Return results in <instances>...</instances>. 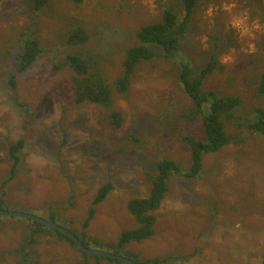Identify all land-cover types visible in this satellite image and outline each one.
I'll use <instances>...</instances> for the list:
<instances>
[{
    "label": "rangeland",
    "instance_id": "1",
    "mask_svg": "<svg viewBox=\"0 0 264 264\" xmlns=\"http://www.w3.org/2000/svg\"><path fill=\"white\" fill-rule=\"evenodd\" d=\"M223 2L199 0L182 52L196 65L216 53L218 67L205 78L204 88L238 94L247 107L259 105L262 98L247 101L260 76L256 61L264 54V31L253 29L255 51H249V38L241 40L229 19L246 12L249 25L264 24V0H234L231 13L223 10ZM164 3L174 5L175 0H52L38 16L34 35L46 49H54L56 61L66 51L88 54L93 69L112 84L125 50L139 43L137 29L159 21ZM210 5L215 12L208 17ZM30 15L21 0H0V178L12 163L8 144L25 142L22 166L7 188L4 207L46 218L49 202H57L65 206L58 208L60 217L80 227L98 189L110 183L111 190L94 205L86 232L116 242L122 230L138 226L128 201L147 196L148 174L160 156L187 163L186 138L201 135L199 123L186 117L190 104L174 82L176 65L160 58L134 67L126 96L114 91L112 105L125 116L118 129L109 124L103 105L74 102L67 72L55 68L47 55L16 75L15 91L7 82L18 50L11 26L29 25ZM75 28L87 33V41L63 45ZM230 48L235 49L234 63L224 65L219 58ZM15 93L29 104L30 113L16 103ZM226 127L231 142L205 154L199 179L171 178L160 206L151 212L153 234L126 244L136 261L169 257L164 264H262L264 134L246 125ZM143 136L148 146L134 138ZM31 222L0 214V264L20 263L24 256L18 246ZM33 248L39 264H118L84 259L53 235H42Z\"/></svg>",
    "mask_w": 264,
    "mask_h": 264
},
{
    "label": "trees",
    "instance_id": "2",
    "mask_svg": "<svg viewBox=\"0 0 264 264\" xmlns=\"http://www.w3.org/2000/svg\"><path fill=\"white\" fill-rule=\"evenodd\" d=\"M21 1L31 10V22L29 25L26 24L21 27L11 26V31H13L11 36L17 40L15 46L18 47V50L10 63L11 69L7 82L15 91L16 75L20 72H25L36 60L47 55L49 58H53L52 62L55 68H62L67 72L74 102H95L103 105L107 110L109 124L118 129L125 116L122 111L113 107V94L116 91L122 96L127 95L134 67L138 64H146L154 58H160L165 62L172 61L176 65L177 72L174 75V82L180 87L190 104L186 117L192 120L193 123H199L201 135L199 137L191 135L186 138L189 149L187 163L183 164L177 159L166 155L160 156L156 161L155 171L148 174L150 187L147 196L132 198L128 201L127 209L138 222V226L122 230L116 242H108L102 238L91 236L86 232V227L95 212L94 205L101 202L111 190L112 185L110 183H105L98 189L88 210V215L82 220L80 227H75L71 221L63 220L60 217L58 208L64 206L63 204L59 206L57 202H49L48 204L46 219L54 222L59 220V223H56L73 232L85 246L110 251L136 260L135 255L126 248V244L133 241H141L153 234L155 215L151 212L160 206L161 201L169 190L171 178L199 179L203 174V158L205 154L218 151L232 140L226 124L234 127L246 125L250 129L264 134V54L260 53V59L256 61H259L258 72L260 76L258 83L256 82L253 88L254 94L247 101V103H251L257 98H262L263 102L261 104H247V107L244 105L242 97L238 94L218 93L215 90L204 88L205 78L218 67L216 53H210V58L206 62L196 65L192 63L191 59L181 49L191 20L198 8L199 0H175V4H177L176 10L174 9L175 4H160V20L151 24L140 25L136 31L139 43L125 50L120 62L121 70L113 79V83L110 84L96 69H93L94 61L88 54L79 51H66L62 52V57L56 61L55 58L57 57L54 49H46L42 45L41 40L34 35V25L38 23V16L42 14L52 0ZM72 1L81 2L82 0ZM87 39L88 35L82 28H75L65 37L63 45L76 46L85 43ZM15 97L16 103L25 112L30 113L29 104L18 99L16 93ZM28 122H31V119ZM134 138L140 142L143 141L146 145L149 143L145 136ZM24 143L23 139H18L8 144L6 152L12 163L8 171L3 173L0 178V208H5L4 205L7 204L5 198L8 192L7 188L10 183L11 185L14 183L22 166V148ZM68 201L74 203L73 196H70ZM30 221H32L30 225L32 227H29L18 246L19 249L23 250L24 256L19 261V264H30L31 259L35 260L36 264H39V253L33 246L39 242V237L42 235H53L57 239L65 240L71 248L77 249L84 259L92 258L94 262L106 259L118 264L123 263L118 259L86 253L80 250L65 233L39 222ZM168 258L164 257L145 262L149 264H164ZM261 262L264 264V255ZM80 264H89V260Z\"/></svg>",
    "mask_w": 264,
    "mask_h": 264
},
{
    "label": "clouds",
    "instance_id": "3",
    "mask_svg": "<svg viewBox=\"0 0 264 264\" xmlns=\"http://www.w3.org/2000/svg\"><path fill=\"white\" fill-rule=\"evenodd\" d=\"M221 7L224 11L231 13L232 10L236 7L234 0H224ZM215 9L213 6H209L206 9L205 15L211 17L214 15ZM229 26L236 29L239 32L240 39L244 40L245 37H248V49L249 51H255V46L251 43V40L254 39L253 29L256 31H264V24L259 22H253L251 25L248 23V15L246 12L238 13L231 15L229 19ZM205 47L207 45L205 44ZM235 49H229L220 56V62L224 65H231L234 63Z\"/></svg>",
    "mask_w": 264,
    "mask_h": 264
},
{
    "label": "water",
    "instance_id": "4",
    "mask_svg": "<svg viewBox=\"0 0 264 264\" xmlns=\"http://www.w3.org/2000/svg\"><path fill=\"white\" fill-rule=\"evenodd\" d=\"M0 214L6 215V216H24V217H28V218L36 221V222H39L43 225H46L48 227H52V228H54L60 232L65 233L66 235H68L75 242V244L79 247V249L86 252V253L94 254V255H98V256H103V257H109V258H113V259H118L121 262L126 263V264H149V263H146L144 261H136V260H133V259L128 258L126 256H123L120 254H115V253L110 252V251L87 247L79 240V238L73 232H71L66 227L59 225L52 220H49V219L40 217L38 215H35L33 213L20 212V211H14V210H6V209L0 208Z\"/></svg>",
    "mask_w": 264,
    "mask_h": 264
},
{
    "label": "bare ground",
    "instance_id": "5",
    "mask_svg": "<svg viewBox=\"0 0 264 264\" xmlns=\"http://www.w3.org/2000/svg\"><path fill=\"white\" fill-rule=\"evenodd\" d=\"M2 209H6V208H2ZM6 210H11V209H6ZM14 211H16V210H14ZM20 212H26V211H20ZM39 216V215H38ZM10 217H24V216H10ZM41 217V216H40ZM24 218H28V217H24ZM28 219H30V218H28ZM30 220H32V219H30ZM34 221V220H33ZM60 225V224H59ZM48 227V226H47Z\"/></svg>",
    "mask_w": 264,
    "mask_h": 264
}]
</instances>
